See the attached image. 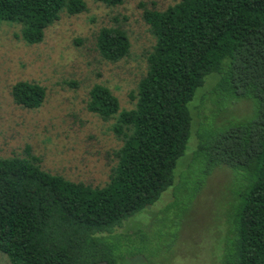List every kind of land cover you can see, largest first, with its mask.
I'll return each mask as SVG.
<instances>
[{"label":"trees","instance_id":"16d2710c","mask_svg":"<svg viewBox=\"0 0 264 264\" xmlns=\"http://www.w3.org/2000/svg\"><path fill=\"white\" fill-rule=\"evenodd\" d=\"M86 9L85 0H0V22L21 25L22 39L37 44L63 12ZM144 18L156 43L131 96L134 107L121 109L102 84L91 90L89 110L116 118L114 131L122 140L105 185L51 173L31 153L0 157V251L12 264H119L122 255L108 242L121 236L118 227L170 187L197 194L222 165L242 182L220 264H264V0H179L164 10L146 8ZM97 46L105 59L118 62L129 55L131 41L122 27H103ZM211 74L209 80L217 81L209 115L183 169L194 121L190 103ZM217 91L254 97V118L214 122ZM12 94L16 104L35 109L47 92L39 83L19 81Z\"/></svg>","mask_w":264,"mask_h":264},{"label":"rangeland","instance_id":"374dc122","mask_svg":"<svg viewBox=\"0 0 264 264\" xmlns=\"http://www.w3.org/2000/svg\"><path fill=\"white\" fill-rule=\"evenodd\" d=\"M85 1V11L63 12L37 44L22 39L21 25L0 22V157L31 153L51 173L103 186L115 163L113 152L122 140L114 131L116 118L104 120L89 110L91 90L102 84L118 97L121 109L134 107L131 96L147 72V55L156 43L144 10H164L179 0H124L117 6ZM117 26L128 32L131 48L127 57L112 62L99 52L97 39L103 27ZM213 75L190 103L194 121L183 169L196 149L204 116L209 115L217 81V77L209 80ZM19 81L46 88L42 106L29 109L16 104L12 89ZM215 97L220 104L216 123L230 124L256 115L254 97H240L232 91H217ZM240 182L232 168L222 165L196 195L193 188L170 187L154 205L118 227L115 233L121 236L109 237L116 254L122 255L119 264H220L232 231L231 213ZM0 264H12L1 251Z\"/></svg>","mask_w":264,"mask_h":264}]
</instances>
